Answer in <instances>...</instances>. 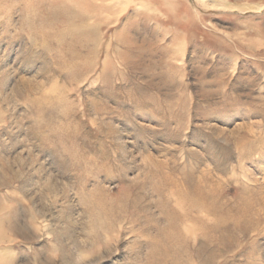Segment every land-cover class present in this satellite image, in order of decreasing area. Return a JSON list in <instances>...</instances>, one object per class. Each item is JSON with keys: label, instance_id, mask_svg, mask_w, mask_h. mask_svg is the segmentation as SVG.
Masks as SVG:
<instances>
[{"label": "rangeland", "instance_id": "374dc122", "mask_svg": "<svg viewBox=\"0 0 264 264\" xmlns=\"http://www.w3.org/2000/svg\"><path fill=\"white\" fill-rule=\"evenodd\" d=\"M0 264H264V0H0Z\"/></svg>", "mask_w": 264, "mask_h": 264}]
</instances>
